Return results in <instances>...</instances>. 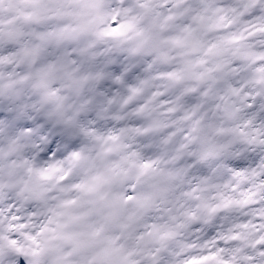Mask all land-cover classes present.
Listing matches in <instances>:
<instances>
[{"label":"snow or ice","instance_id":"1","mask_svg":"<svg viewBox=\"0 0 264 264\" xmlns=\"http://www.w3.org/2000/svg\"><path fill=\"white\" fill-rule=\"evenodd\" d=\"M0 264H264V0H0Z\"/></svg>","mask_w":264,"mask_h":264}]
</instances>
